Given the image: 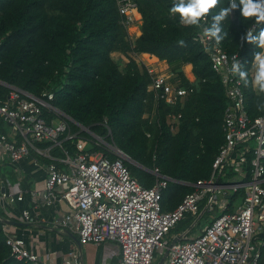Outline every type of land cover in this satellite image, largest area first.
I'll return each instance as SVG.
<instances>
[{
  "label": "trees",
  "instance_id": "obj_1",
  "mask_svg": "<svg viewBox=\"0 0 264 264\" xmlns=\"http://www.w3.org/2000/svg\"><path fill=\"white\" fill-rule=\"evenodd\" d=\"M133 1L142 24L141 35L130 42L114 0H0V81L34 96L52 93V105L75 122H68V132L86 139L88 152L99 149L93 146L91 135L76 125L113 143L145 169L124 161L141 186H153L155 179L149 171L154 168L176 182L196 184L209 178L224 143L221 125L226 99L222 84L209 55L194 42L200 25H181L179 17L170 14L176 0ZM228 4L229 0H219L208 14V26L212 16ZM252 27L255 35L264 29V23L258 25L254 18L243 20L237 8L222 24L227 35L220 43L227 54L239 55L249 81L254 54L262 51L241 40ZM115 53L127 59L123 68L113 60ZM132 54L165 62L171 84L186 89V97L175 106L155 101L147 91L150 77L144 66L132 60ZM186 65L191 66L193 82L185 76ZM242 90L248 116H262L264 111H258L257 105L264 102V94L251 83L245 87L242 82ZM7 92L0 85L1 99ZM177 117L175 131H171L172 118ZM62 147L74 152L68 141ZM52 154L61 156L59 149ZM251 159L252 154L248 155ZM246 170L250 180V167ZM226 172L229 177L235 175L233 170ZM187 185L168 183L160 201L163 212L175 209L193 191ZM207 218L203 213L195 228L201 221L206 224ZM2 220L0 217V264H25L10 256ZM191 224V219H183L171 233L192 232L195 228H190ZM260 242V264H264V232Z\"/></svg>",
  "mask_w": 264,
  "mask_h": 264
},
{
  "label": "built area",
  "instance_id": "obj_2",
  "mask_svg": "<svg viewBox=\"0 0 264 264\" xmlns=\"http://www.w3.org/2000/svg\"><path fill=\"white\" fill-rule=\"evenodd\" d=\"M114 3L129 41H135L141 26L136 3L133 0ZM207 26L208 15L201 20L194 42L209 55L224 90L226 107L221 125L224 143L213 161L209 178L196 184L176 182L154 168L149 171L155 179L153 186H141L130 175L125 158L113 143H106L76 125L91 135L93 146L99 149L88 152V141L78 133L68 132V122H73L52 105V93L34 96L8 85L6 97L0 98V123L9 129L8 133L0 132V155H6L12 162L30 155L49 161L45 164L43 205L49 208L64 202L69 207L66 214L54 221V227L75 235L80 245L116 244L117 264H152L166 250L167 264H260L259 247L264 232V114L254 119L248 116L242 81L228 71L234 59L240 63L242 60L238 54H227L221 44L215 46L213 41L206 40L202 31ZM120 58L127 63L124 56ZM131 58L144 66L151 81L147 91L155 101L175 106L186 97V89L171 84L165 62L146 55L132 54ZM253 74L252 65L251 78ZM187 79L194 81L193 75ZM172 119L170 130L175 131L173 123L179 117ZM64 141L73 145L72 154L62 147ZM54 149H59L61 156L53 155ZM225 170H233L235 175L229 177ZM170 182L191 186L193 191L175 209L163 212L161 196ZM58 188L62 190L58 192ZM235 195L236 200L241 199V205L234 209L231 197ZM6 201H15L7 190L0 194V204L3 206ZM203 213L208 218L199 235L188 238L191 231L185 230L169 236L186 214L191 216L193 229ZM21 218L27 224H35L37 219L30 211L22 212ZM6 228L3 224L5 244L12 258L25 264H47L31 254L22 239L7 233ZM62 264H82L79 253L70 252Z\"/></svg>",
  "mask_w": 264,
  "mask_h": 264
},
{
  "label": "crops",
  "instance_id": "obj_3",
  "mask_svg": "<svg viewBox=\"0 0 264 264\" xmlns=\"http://www.w3.org/2000/svg\"><path fill=\"white\" fill-rule=\"evenodd\" d=\"M140 24H142V20H140ZM140 35L141 31L139 30L137 37ZM185 69L190 71L192 77L191 66L186 65ZM166 70L168 72V69ZM0 131L8 133L9 129L0 124ZM45 164L43 159L32 155L17 162L10 161L6 155H0V188L4 185V188H7L6 190L15 200L12 203L6 201L3 206L0 204V217L6 221L23 224L22 226L6 225V232L22 239L25 248L47 264H62L64 258L72 251L79 253L82 264H117L118 247L116 244L78 246L69 239L64 231L54 227V221L66 214L69 207L64 202L49 208L43 205ZM61 190L62 188L57 189L58 192ZM24 211H30L36 216L35 224L22 222L21 217ZM7 213H10L11 217Z\"/></svg>",
  "mask_w": 264,
  "mask_h": 264
},
{
  "label": "clouds",
  "instance_id": "obj_4",
  "mask_svg": "<svg viewBox=\"0 0 264 264\" xmlns=\"http://www.w3.org/2000/svg\"><path fill=\"white\" fill-rule=\"evenodd\" d=\"M218 3L219 0H176L170 8V14L178 16L181 25L199 26L201 20L206 18L210 10L216 8ZM237 8H239L243 20L247 21L254 18L256 24L264 23V0H238V2L237 0H229L228 6L221 8L217 14L212 16L211 24L203 28L202 36L218 46L227 35L223 31L222 24L230 13ZM241 40L262 50L254 54L252 80H248L247 71L243 70L237 59H234L228 71L233 75H238L245 87L251 83L259 93L264 94V29L259 30L258 34L255 35L249 30L241 37ZM178 43L180 46H184L183 40L178 41ZM257 110L264 111V102L257 105Z\"/></svg>",
  "mask_w": 264,
  "mask_h": 264
},
{
  "label": "water",
  "instance_id": "obj_5",
  "mask_svg": "<svg viewBox=\"0 0 264 264\" xmlns=\"http://www.w3.org/2000/svg\"><path fill=\"white\" fill-rule=\"evenodd\" d=\"M0 85L3 86V87H7L8 86L6 83L1 82V81H0ZM73 123H75V122H73ZM78 126L81 127L80 125H78ZM83 129H84V131L91 133L89 129H87V128H83ZM121 154L123 155V157L125 158V160L127 162H129L130 164H132L133 166H135L138 169L145 170L142 166H140L138 163H136L133 160H131L128 156L124 155L122 152H121ZM217 182H218V178L216 180V183ZM5 190H6V188H4V185H2L1 188H0V194L4 193ZM2 222H3V224L10 225V226H22L23 225L20 222L6 221L4 219L2 220ZM65 233L67 234V236L69 237V239H71L76 245L80 246V243H79V241H78V239H77V237L75 235H73V234H71V233H69L67 231H65ZM175 242H176V239L173 240L170 243L169 247H171ZM167 254H168V250H166L164 252V254H163V256H162V258H161V260L159 261L158 264H162L165 261Z\"/></svg>",
  "mask_w": 264,
  "mask_h": 264
},
{
  "label": "rangeland",
  "instance_id": "obj_6",
  "mask_svg": "<svg viewBox=\"0 0 264 264\" xmlns=\"http://www.w3.org/2000/svg\"><path fill=\"white\" fill-rule=\"evenodd\" d=\"M120 56H121V55H120V54H117V53L112 54V58H113V60L116 61V62H119V66H120V68H123L124 65H125V63H126V61H125V60H122V59L120 58ZM120 61H121V62H120ZM184 73H185V76L187 75V77H189L190 79H192V77H191V73H190V71H188V69H185V70H184ZM240 205H241V199L238 198V199L234 202L233 207H234V208H237V207H239ZM188 218L191 219V216H190L189 214H186L184 219H188ZM191 220H192V219H191ZM205 226H206V224H204L203 221H201V222H200V227L195 228V229L191 232V234H189L188 238H192V237H195V236L199 235L200 232H201V230H202ZM171 231H172V230H171ZM171 231H170V233H169V236H171V235H175V233H171ZM162 256H163V255H162ZM162 256H161V257L156 256V257H155V260H154V262H153L152 264H158L159 261L161 260ZM162 264H167V263H166V260H165Z\"/></svg>",
  "mask_w": 264,
  "mask_h": 264
}]
</instances>
